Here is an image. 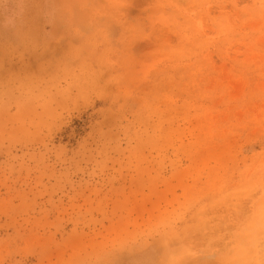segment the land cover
Masks as SVG:
<instances>
[{"label": "rangeland", "instance_id": "obj_1", "mask_svg": "<svg viewBox=\"0 0 264 264\" xmlns=\"http://www.w3.org/2000/svg\"><path fill=\"white\" fill-rule=\"evenodd\" d=\"M0 264H264V0H0Z\"/></svg>", "mask_w": 264, "mask_h": 264}]
</instances>
